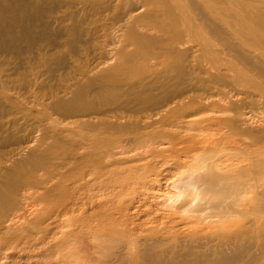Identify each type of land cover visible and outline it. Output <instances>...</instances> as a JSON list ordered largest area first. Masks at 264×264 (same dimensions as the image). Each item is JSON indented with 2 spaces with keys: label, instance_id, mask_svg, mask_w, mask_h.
I'll return each mask as SVG.
<instances>
[{
  "label": "rangeland",
  "instance_id": "1",
  "mask_svg": "<svg viewBox=\"0 0 264 264\" xmlns=\"http://www.w3.org/2000/svg\"><path fill=\"white\" fill-rule=\"evenodd\" d=\"M194 4L180 13L169 0H0V264H146L147 245L182 254L195 239L212 247L221 228L248 247L236 264H264V197L240 191L239 214L203 220L196 197L183 199L194 189L175 187L205 162L224 176L253 158L264 165V60L237 38L248 22L259 31L264 0H222L230 12L219 19ZM80 156L96 160L83 168Z\"/></svg>",
  "mask_w": 264,
  "mask_h": 264
},
{
  "label": "bare ground",
  "instance_id": "2",
  "mask_svg": "<svg viewBox=\"0 0 264 264\" xmlns=\"http://www.w3.org/2000/svg\"><path fill=\"white\" fill-rule=\"evenodd\" d=\"M164 1L165 0H151V2L153 3V4H155L156 6H163V7H165V5H164ZM229 1V0H228ZM169 2H172L173 3V5H174V7H175V10H176V8H181L182 6H184L185 5V3H186V0H169ZM197 2H199V5H200V3H201V5L203 6V8H204V10L206 9L207 11L204 13L205 15H209V16H211V17H213L214 19L215 18H217L218 17V19H219V17L221 16L220 15V9H225V8H220L219 7V3H221L222 2V0H196V4H197ZM191 3V2H190ZM237 3V2H236ZM236 3H235V5H236ZM189 4V3H188ZM196 4H194V6L196 5ZM234 4V3H233ZM187 5V4H186ZM185 5V6H186ZM190 5V4H189ZM238 6H237V9H232V8H230V9H232V12H234L235 13V11H233V10H238V7H239V4H237ZM189 7V9L191 8L190 6H188ZM188 7H183V8H185L186 10V12H184V13H188V12H190L191 13V11H189L188 10ZM196 7V6H195ZM232 7H233V5H232ZM235 7V6H234ZM220 8V9H219ZM241 8H242V6H241ZM245 9H243V10H246V7H244ZM248 9L250 8V7H247ZM3 9V8H2ZM4 9H5V7H4ZM229 8H227V9H225V10H227L228 12H230V10H228ZM160 10H162L163 11V9H160ZM181 10V9H180ZM225 10H223L222 12H223V14L225 13L224 11ZM250 10H252V11H254L253 9H250ZM2 12H4L3 10H1ZM0 11V12H1ZM141 11V10H140ZM176 11H179V10H176ZM188 11V12H187ZM196 11V10H195ZM194 11V12H195ZM226 11V12H227ZM239 11H240V8H239ZM2 12H1V14H2ZM137 12H139V10H137ZM161 12V11H160ZM171 12H172V9H171ZM175 12V11H174ZM180 13H181V11H179ZM221 12V13H222ZM237 12V11H236ZM245 12V11H244ZM173 13V12H172ZM189 13V16H191V14ZM193 13V12H192ZM254 13V12H253ZM176 14H178L179 15V13L177 12ZM185 14V18L186 19H191V18H189V16L188 15H186ZM194 14V13H193ZM227 14V13H226ZM238 14H240V13H235V14H233L232 13V15H233V17H235V18H237V15ZM248 14H250L249 13V11H248ZM151 15V14H150ZM164 15V14H163ZM195 15H197V14H195ZM201 15V14H200ZM261 15H263V13H261ZM184 16V15H183ZM188 16V17H187ZM194 15H192V18L195 20V18L193 17ZM198 16V15H197ZM196 16V17H197ZM180 17H182V16H180ZM208 17V16H207ZM222 17H224V16H222ZM241 17L242 16H240L239 15V17L237 18V20L240 18L241 19ZM242 18H244V17H242ZM217 19V20H218ZM225 19H227L226 17H225ZM229 19V21L230 20H232V19H230V18H228ZM239 19V20H240ZM245 19V18H244ZM240 20V22H237V23H239V25H240V23H242V21H243V23H245V24H243V25H245L246 27H247V22H245L246 21V19L245 20ZM170 20V19H169ZM168 20V21H169ZM180 20H182L183 21V19L182 18H180ZM198 20V19H197ZM238 20V21H239ZM5 21V20H4ZM171 21V20H170ZM188 21V20H187ZM201 21L203 22V19L202 20H200V21H198V22H200L201 23ZM208 21V20H207ZM211 21V20H210ZM219 21V20H218ZM222 21H224V19L222 20ZM222 21H219V22H222ZM226 21V20H225ZM236 21V20H235ZM192 22H194L193 20H192ZM197 21L195 22V23H198ZM206 22V20L204 21V23ZM234 22V21H233ZM153 23V22H152ZM191 22L189 21V24H190ZM203 23V24H204ZM211 23V22H210ZM227 23V22H226ZM230 23H232L231 21L228 23V24H230ZM249 23V25H248V27L246 28V29H248V32H250L249 34H248V36L246 35L245 36V34H240L237 38L239 39L240 37V42H244V44L246 45V49H248V48H250L252 51L254 50L255 52H258V53H260V54H258L259 55V57H263L262 59L264 60V22H261L260 23V25H259V31L257 32L256 31V29H255V31L252 29V27H254V25H252V23H250V22H248ZM203 24H200V26L201 25H203ZM206 24V23H205ZM223 24V23H222ZM234 24V23H233ZM247 24V25H246ZM250 24L252 25V27L250 26ZM157 25V24H156ZM184 25H185V23H184ZM187 25H188V23H187ZM192 25L194 26V24L192 23V24H190L188 27H189V29L190 30H192L193 29V31H194V33H197L196 32V27H195V30H194V27L192 28ZM196 25V24H195ZM232 25V24H231ZM230 25V26H231ZM236 26H237V24H235ZM234 25V26H235ZM205 26V25H204ZM203 26V27H204ZM216 26V25H215ZM230 26H229V28H230ZM250 26V27H249ZM187 27V28H188ZM207 27V26H206ZM212 27H214V26H212ZM228 27V26H227ZM232 27V26H231ZM241 27H243V26H241ZM11 28V27H10ZM137 28V27H136ZM192 28V29H191ZM235 28H238V27H235ZM156 29V28H155ZM188 29V31H190ZM200 29V28H199ZM232 29V28H231ZM230 29V31H232ZM233 29H234V27H233ZM240 29H242V28H240ZM1 30V29H0ZM13 30V29H12ZM157 30V29H156ZM180 30H181V26H180ZM202 30H204V28L202 29V27H201V32H202ZM211 30V29H210ZM160 31V30H159ZM169 31V30H168ZM183 31H185L184 29H183ZM187 31V32H188ZM192 31V32H193ZM215 31V30H214ZM234 31V30H233ZM233 31L231 32V33H233ZM237 31V30H236ZM243 31V30H242ZM191 31L190 32H188V33H192ZM199 32H200V30H199ZM204 32V31H203ZM239 32V31H238ZM206 32H204V34H205ZM215 33V32H214ZM213 33V34H214ZM220 33V32H219ZM234 33H235V35H238V34H236L237 32H235L234 31ZM233 33V34H234ZM182 34H184V33H182ZM187 34V33H186ZM193 34V33H192ZM210 34H211V32H210ZM167 35V34H166ZM187 35H191V34H187ZM194 35V34H193ZM196 35V34H195ZM200 35V34H199ZM217 35V34H216ZM215 35V36H216ZM241 35H243V36H241ZM185 36V35H184ZM183 36V37H184ZM192 36V35H191ZM198 36V35H197ZM234 36V35H233ZM182 37V38H183ZM203 36L201 35V38H202ZM242 37L244 38V39H242ZM247 37V38H246ZM186 38V37H185ZM192 38L194 39V37L192 36ZM198 38V37H197ZM201 38L199 39L200 41H201ZM204 38V37H203ZM206 38H207V35H206ZM210 39V38H209ZM213 39V38H212ZM242 39V40H241ZM211 40V39H210ZM222 40V39H221ZM187 41V40H186ZM191 41L192 40H190V43H191ZM193 43H195V42H197L196 40H195V42L194 41H192ZM206 42H208V41H206ZM210 42V44L212 43L211 41H209ZM215 42V41H214ZM237 42V41H236ZM161 44V43H160ZM197 44V43H196ZM199 44V43H198ZM206 45H207V43H205ZM210 44H209V46H210ZM244 44H243V46H244ZM201 44H199L198 46L199 47H202V45L200 46ZM205 45V46H206ZM241 45V44H240ZM209 46L207 47V48H202L201 50H204V49H207V50H205L204 52H207V54L209 55V53L208 52H211L212 54H213V50H211V49H214V47L212 48V47H210L209 48ZM242 46V47H243ZM217 47H219V46H217ZM209 48V49H208ZM216 48V47H215ZM193 49V48H192ZM219 49V48H218ZM249 49V50H250ZM196 50V49H195ZM200 50V51H201ZM210 50V51H209ZM257 50V51H256ZM198 51V50H197ZM242 51V50H241ZM169 52V51H168ZM202 52V51H201ZM206 54V53H205ZM216 53H214V55H212V56H216L215 55ZM169 55V54H168ZM173 55V54H172ZM203 55H204V53H203ZM211 55V54H210ZM261 55V56H260ZM202 56V55H201ZM202 57H204V56H202ZM210 56H208L207 58H209ZM217 57H218V55H217ZM196 58V57H195ZM198 58V57H197ZM210 59H212L211 57H210ZM219 59H220V57H219ZM124 60V59H123ZM188 61V60H187ZM197 61V60H196ZM205 61H207V60H205ZM213 61V60H212ZM214 65V64H213ZM213 67V66H212ZM187 70V69H186ZM215 73V72H214ZM186 74V73H185ZM239 80V79H238ZM187 81V80H186ZM241 83V82H240ZM188 84V83H187ZM257 89V88H256ZM263 90V89H262ZM259 91V90H258ZM263 92H264V90H263ZM187 93V92H186ZM263 94V93H262ZM183 96V95H182ZM173 100V99H172ZM178 102H175V104H177ZM210 107V106H209ZM163 113V112H162ZM166 113V112H165ZM157 114H159L160 115V113H157ZM162 115V114H161ZM160 115V116H161ZM151 118V117H150ZM147 119V118H146ZM178 119H180V118H178ZM185 119V118H184ZM230 119V118H229ZM174 120H177L176 118L174 119ZM178 121H181V120H178ZM183 121V120H182ZM249 122V121H248ZM239 123V122H238ZM242 123H244L245 124V121H243ZM247 123V122H246ZM69 124H71V122L69 123ZM72 124H73V122H72ZM71 124V125H72ZM222 124V122H220V121H216V126L217 127H219L220 125ZM237 124V123H236ZM235 124V122L232 124L233 125V128H234V126H235V128H237V125ZM248 124V123H247ZM214 125V124H213ZM226 125V124H225ZM227 125H230V123L229 124H227ZM226 125V126H227ZM232 125H230V126H232ZM246 125V124H245ZM210 126V125H209ZM233 128L231 127V129L233 130ZM234 128V129H235ZM230 130V129H229ZM240 130V129H239ZM264 133V132H263ZM246 134H248V137H249V141L251 142V140L250 139H252L253 140V137L251 138V136H252V133H250L249 131H248V133H247V131H246ZM241 135V134H240ZM255 136V135H254ZM94 137V136H93ZM92 137V138H93ZM94 138H96V137H94ZM93 138V139H94ZM171 138V137H170ZM134 139V138H133ZM140 139H142V138H140ZM138 140V139H137ZM136 140V141H137ZM178 140V139H177ZM135 141V142H136ZM197 141V140H196ZM90 143V142H89ZM141 143V142H140ZM194 144V143H193ZM204 144V143H203ZM170 145V144H169ZM254 145V144H253ZM87 146V145H86ZM90 146H92L91 144H90ZM138 146V145H137ZM152 146V145H151ZM250 146V145H249ZM84 147V146H83ZM121 147V146H120ZM189 147V146H188ZM201 147V146H200ZM211 147V146H210ZM242 147V146H241ZM252 147V146H251ZM89 148V147H88ZM91 148V147H90ZM234 148V147H233ZM233 148H232V150H233ZM253 148V147H252ZM152 149V148H151ZM155 149V148H154ZM160 149V148H159ZM227 148H224V152H225V150H226ZM229 149H231V148H229ZM229 149L227 150V152L229 151ZM234 149H236V148H234ZM243 149H245L244 147H243ZM248 149V148H247ZM93 150V149H92ZM91 150V151H92ZM124 150V149H123ZM197 150V149H196ZM212 150V149H211ZM232 150H230L231 152H232ZM246 150V149H245ZM249 150H251V149H249ZM256 150V149H255ZM129 151V150H128ZM202 151V150H201ZM229 151V152H230ZM234 151V150H233ZM240 150H238V152H239ZM241 151H242V149H241ZM147 152V151H146ZM206 152V151H205ZM223 152V153H224ZM230 152V153H231ZM237 152V151H236ZM237 152V153H238ZM246 154H247V152L246 151H244ZM212 153V154H211ZM210 154H211V156L212 155H214L213 153L214 152H211ZM222 153V154H223ZM229 153V154H230ZM243 153V152H242ZM208 153L206 152V155H207ZM236 154V153H235ZM234 154V155H235ZM245 154V155H246ZM82 155V154H81ZM180 155V154H179ZM204 155H205V153H204ZM215 155H217V153H215ZM245 155H243V157L245 156ZM259 154H257V157H259L260 158V156H258ZM263 155V154H262ZM261 155V156H262ZM86 156V155H85ZM83 157V158H81V156L79 157V159L77 160V161H75V162H77V163H79L78 165H81L83 168H84V166H85V168H87V166H91L92 164H94V161L96 160V159H91V158H89V157ZM89 156V155H88ZM109 156V155H108ZM248 159L250 158V155H249V153H248ZM254 156V155H253ZM91 157V156H90ZM219 157H221V156H219ZM219 157H217V158H219ZM95 158H96V156H95ZM193 158V157H192ZM209 160L208 161H210V158H214L213 156L212 157H210V155L207 157ZM217 158H215V159H217ZM74 159H77V157H74ZM109 159V158H108ZM194 159V158H193ZM258 159V158H257ZM93 160V161H92ZM197 160V159H196ZM205 160V159H204ZM204 160H203V162H204ZM253 160H255L256 162H257V160L256 159H254L253 158ZM253 160H252V163H253ZM262 160H263V157H262ZM262 160L260 159V161L258 160V162L256 163V162H254L253 164H256V167H258V165H259V168H261L262 166L264 167V165H262ZM91 161V162H90ZM107 161V160H106ZM201 161V160H200ZM199 161V162H200ZM206 161V160H205ZM213 161V160H212ZM248 161V160H247ZM250 161V160H249ZM248 161V162H249ZM73 162V161H72ZM105 162V161H104ZM180 162V161H179ZM196 162H198V161H196ZM202 162V163H203ZM71 163V162H70ZM181 163V162H180ZM206 163V167L208 168V170H207V172L205 171H201V173H200V170H199V173H197L196 174V172H194V171H197V170H192V172H193V174H189L188 172V174L187 173H185V176H187V178H185V177H183V178H185L184 180L182 179V182H180V183H178V184H176L177 186H175V187H178L179 189H180V192L181 191H185L187 188H189V189H194V191H196V192H194V196H193V192L192 193H190L191 191H189V193L191 194V196H192V199H188L189 197L191 198V196H189L190 194L189 193H187L186 191H185V195H186V193L187 194H189L188 195V198H183L184 199V201H186L185 199H187V200H192L191 202H193V199L196 197V199L194 200L195 202H193V204L192 205H195V204H197L196 205V207L198 206L201 210H198L199 212H200V214H198V212H197V215H202V214H204V217L205 218H209L210 220H211V218L212 219H219V218H226V217H228V216H230V215H233V214H239V211L237 212V209L235 208V207H232L231 205H232V203L233 202H235V200L233 201L232 199H234L233 198V196L234 195H238V193L240 192V191H243V192H255L257 195H258V197H264V186H262V184L260 185V181L259 180H255V178H257L258 177V175L260 174V172H261V169L259 170V168H256V167H254V168H252V169H249V167H247L249 170H247V171H242L241 170V172H243L242 174L240 173V171H239V173L238 174H236V175H234L233 176V174L234 173H232V172H230V173H232L230 176L227 174V176H224V173L225 172H222L223 173V175H222V173H220V172H216V171H213V169H211L212 167H210V163L211 162H205ZM258 163H261V164H258ZM188 164V163H187ZM201 164V163H200ZM199 164V166H200V168L199 169H201V167H202V164L200 165ZM212 164V163H211ZM258 164V165H257ZM263 164H264V161H263ZM57 165V164H56ZM99 165V164H98ZM198 165V164H197ZM224 165V164H223ZM247 165V164H246ZM246 165H244L243 164V166H246ZM260 165H262V166H260ZM58 166V165H57ZM95 166V165H94ZM254 166V165H253ZM43 167V166H42ZM54 167V166H53ZM105 167H106V164H102V165H100L98 168H97V172L95 173L97 176H101V175H104V173H105ZM187 167V166H186ZM204 168V169H207V168ZM210 167V168H209ZM51 168V167H50ZM57 168V167H56ZM56 168H54V169H56ZM194 168V167H193ZM43 169H46V166H44L43 167ZM95 169V168H94ZM196 169V168H195ZM204 169H201V170H204ZM82 170V169H81ZM191 170V169H190ZM189 170V171H190ZM210 170H212V171H210ZM215 170H217V169H215ZM246 170V169H245ZM92 171V170H91ZM237 171V170H236ZM93 172V171H92ZM80 173H81V171H80ZM79 173V174H80ZM191 173V172H190ZM195 173V174H194ZM227 173V172H226ZM229 173V174H230ZM262 173H263V171H262ZM45 174H46V177L47 176H54V175H56V174H60V170L59 169H57L56 171L55 170H52V171H49L48 169H47V171L45 172ZM82 174V173H81ZM187 174V175H186ZM226 175V174H225ZM95 176V175H94ZM183 176H184V174H183ZM45 177V178H46ZM181 177H182V174H181ZM241 177H243V178H248L247 180H242V178ZM85 178H86V176H85ZM174 179V178H173ZM258 179V178H257ZM262 179V177H260V180ZM46 180H49V179H46ZM45 180V181H46ZM151 180V179H150ZM263 180H264V177H263ZM262 180V181H263ZM87 181V180H86ZM258 181H259V183H258ZM261 181V182H262ZM160 183V182H159ZM264 183V182H263ZM249 184V185H248ZM264 185V184H263ZM178 190V189H177ZM28 191V190H27ZM26 192V191H25ZM28 193V192H27ZM184 194V193H183ZM155 195V194H154ZM160 195V194H159ZM184 195V196H185ZM172 196H174V195H172ZM171 197V196H170ZM176 197V196H175ZM194 197V198H193ZM239 197V196H238ZM163 198V197H162ZM165 198V197H164ZM169 198V197H168ZM173 198V197H172ZM179 198H180V195H179ZM174 199V198H173ZM228 199H231V200H229L230 202H227V200ZM240 199V198H239ZM167 201V200H166ZM170 201V200H169ZM232 201V202H231ZM263 201H264V199H263ZM187 203H188V201H186ZM210 203V206H209V204H206V205H204V203ZM173 203V202H172ZM177 203H179V202H177ZM254 204V203H253ZM81 205H85V203H83V204H81ZM80 204H77V203H72V206L74 207V208H78V207H80L81 206ZM178 205V204H177ZM234 205H236V206H238L237 204H234ZM242 205H244V204H242ZM241 205V207H244V206H242ZM247 205V204H246ZM168 207V206H167ZM173 207H175V206H173ZM207 207V208H206ZM0 208L2 209V208H4L3 207V205L2 204H0ZM193 208H195V206L193 207ZM199 208H197V209H199ZM214 208V209H213ZM196 209V210H197ZM213 209V210H212ZM243 208H241V210H242ZM244 209H245V207H244ZM177 210V209H176ZM207 210H212L211 212H207ZM247 210V209H246ZM250 210H252V209H250ZM192 211V210H191ZM247 211H249V210H247ZM3 212V211H2ZM1 212V213H2ZM19 212V211H18ZM182 212V211H181ZM201 212H202V214H201ZM189 213V212H188ZM210 213V214H209ZM245 213V212H244ZM246 213H248V212H246ZM180 214V213H179ZM240 215H242L241 213H240ZM245 215V214H244ZM202 217H203V215H202ZM204 217H203V220H205L204 219ZM233 217V216H232ZM194 218H195V216H194ZM197 218H198V216H197ZM192 219V218H191ZM200 219V218H199ZM187 220H188V218H187ZM190 220V219H189ZM194 220V219H193ZM200 220H202V218L200 219ZM202 220V221H203ZM7 222V221H10L11 222V219H9L8 218V220H4V222ZM207 221V220H206ZM201 222V221H200ZM199 222V223H200ZM205 222V221H204ZM203 222V223H204ZM12 223V222H11ZM7 224V223H6ZM194 224V223H193ZM197 225V224H196ZM216 225H219V223L218 224H216ZM220 226V225H219ZM221 227V226H220ZM240 227V226H239ZM237 228V229H240L241 230V228L242 227H244V225H242L240 228ZM119 228V227H118ZM170 228V227H169ZM173 228V227H172ZM216 229V228H215ZM235 229V228H234ZM236 229V230H237ZM170 230V229H169ZM213 232V231H212ZM238 231H236V232H233V231H230V230H228V229H224V228H221V229H216V231H215V233L214 234H216L215 236H217V237H215L216 238V244H214V245H212V247H211V245H208V242L207 241H202V240H200L201 242H203L204 244H200L199 243V240L198 239H195L196 241H194V242H197V244H195V245H191V244H189V245H185V248H183V249H185L184 250V252L182 253V254H179L178 253V251L176 250H174L173 251V249H172V251H168V250H170L168 247V250H167V252H165L166 250H164V252H162V253H160V252H158L152 245H150V246H148L147 245V248H145V247H143V248H145V250L142 252L143 254H145V256L146 257H148V261H147V263L146 264H234L235 263V261H236V263H237V255L238 254H240V256H241V253H243V256L246 254V252H247V255L249 256V252H248V247L247 246H245L244 245V247H246L245 248V250L244 251H239L240 250V247H243V244L242 243H238V242H236V238H240V236H241V234L240 233H237ZM242 233L243 232H245L246 234H247V230L245 229V228H243L242 229V231H241ZM171 233V232H170ZM244 234V233H243ZM210 235V234H209ZM190 236V235H189ZM192 236V235H191ZM245 237V236H244ZM103 238H104V236H103ZM193 238V237H192ZM98 239V238H97ZM101 240H102V238H101ZM93 241V240H92ZM239 241V240H238ZM243 241V240H242ZM99 242V241H98ZM192 242V241H191ZM240 242H241V239H240ZM97 243V242H96ZM95 243V244H96ZM159 243V242H158ZM244 244H245V242H243ZM250 244V243H249ZM94 245V244H93ZM98 245V244H97ZM143 245H145V244H143ZM248 245V244H247ZM99 246H101V244L99 245ZM146 246V245H145ZM206 246V247H205ZM92 247H94V246H92ZM104 247V246H103ZM106 247V246H105ZM243 247V248H244ZM96 249H97V247H95ZM99 248V247H98ZM101 248H102V246H101ZM107 248V247H106ZM106 248L104 249L105 251H106ZM171 248V247H170ZM109 249V248H108ZM197 249H201L202 250V255H195V254H200V253H197L196 252V250ZM94 250V249H93ZM143 250V249H142ZM162 250V249H161ZM95 251V250H94ZM111 251V250H110ZM112 252H114V251H112ZM112 252H107L106 254H109L110 255V253L112 254ZM118 253V252H117ZM123 253V252H122ZM192 254V256H191V258H189V255H191ZM95 256V255H94ZM242 256V257H243ZM247 256V257H248ZM110 257V256H109ZM178 257H183V258H181V259H179ZM248 258H251V257H248ZM75 259V258H74ZM252 259V258H251ZM76 260H80L79 258H77ZM100 260V259H99ZM248 260V259H247ZM250 260V259H249ZM249 260L246 262V263H244V264H251L250 262H249ZM81 263H84L85 261L83 260H81L80 261ZM249 262V263H248ZM235 263V264H236ZM254 263V262H253ZM252 263V264H253Z\"/></svg>",
  "mask_w": 264,
  "mask_h": 264
}]
</instances>
